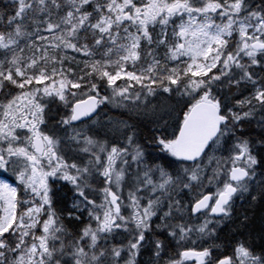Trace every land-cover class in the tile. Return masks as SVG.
<instances>
[{"label":"snow or ice","instance_id":"6c2138e0","mask_svg":"<svg viewBox=\"0 0 264 264\" xmlns=\"http://www.w3.org/2000/svg\"><path fill=\"white\" fill-rule=\"evenodd\" d=\"M256 205L264 0L0 5V264H264Z\"/></svg>","mask_w":264,"mask_h":264},{"label":"trees","instance_id":"16d2710c","mask_svg":"<svg viewBox=\"0 0 264 264\" xmlns=\"http://www.w3.org/2000/svg\"><path fill=\"white\" fill-rule=\"evenodd\" d=\"M9 2V0H0V5ZM108 112V116L113 118V119H118V120H126L129 122H137L138 120L144 121L145 123L147 122L143 115L138 116L135 113L128 112L124 109H117V108H112L110 111L106 110ZM249 206L244 203L242 204L241 202L238 201L237 203V208L242 212L244 209L248 208ZM250 213H254L255 219H256V226L258 228L259 222L262 216H264V208H261L259 205H256L254 208L249 210ZM233 225L229 224L228 227H226L222 233V238L226 235H228L232 229ZM261 241L257 238L256 244L259 245Z\"/></svg>","mask_w":264,"mask_h":264},{"label":"rangeland","instance_id":"374dc122","mask_svg":"<svg viewBox=\"0 0 264 264\" xmlns=\"http://www.w3.org/2000/svg\"><path fill=\"white\" fill-rule=\"evenodd\" d=\"M113 119V118H112ZM114 120H118V119H114Z\"/></svg>","mask_w":264,"mask_h":264}]
</instances>
